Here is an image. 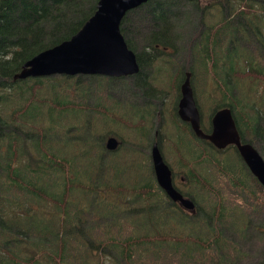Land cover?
Returning <instances> with one entry per match:
<instances>
[{
    "label": "trees",
    "instance_id": "obj_1",
    "mask_svg": "<svg viewBox=\"0 0 264 264\" xmlns=\"http://www.w3.org/2000/svg\"><path fill=\"white\" fill-rule=\"evenodd\" d=\"M42 1L0 0V264H51L56 249L54 245L57 244L58 234L64 225V229L69 231L71 237L76 235L75 231L77 234L93 233V224L86 231L79 229L82 228L78 226L81 219L77 217L76 211L79 202H75L72 206V198L69 199L68 205L67 201L62 203L59 213L62 215L63 212L64 215L75 220L77 218V226L69 222L67 218L65 223L61 222L59 225L52 220L58 210L56 206L52 208L51 204L61 190L58 185L62 186L63 184L60 183L65 182L67 178L66 169L71 158L59 157V153L54 149H51V152H42V148H47L44 146H47L51 139L57 138L56 132L60 123L56 122L58 126L53 130L55 137L49 141L44 139V134L48 132L46 122L39 124L38 129L34 131L30 129L32 135L28 131V128L33 126L30 120L36 109L30 100L40 86L54 90L52 88L54 77L29 76L17 79L14 74L36 52L75 33L94 12L97 0H48L41 3ZM148 1L150 0L145 2ZM200 1L204 0H189L196 4L198 11H201L203 6L205 11L214 7L218 9L219 16H222H218L214 23L207 26L208 31L205 35L209 39L210 33L213 35V32L218 29L215 33V35L220 34L219 43L215 46L217 55L214 54V50L211 51L210 47L203 49L206 57L203 67L214 72V79L221 83L220 87L224 96V101L221 102L223 104L218 103L216 107L231 108L243 139L252 143L257 140L264 143V116H261V114L264 115V53L258 51L260 47L264 52V0H244L247 5L238 6L239 12H237L242 20L235 22L227 16L229 13L226 6L233 7L234 1L241 3L242 0H205L202 7L199 5ZM162 4H167V0H157L152 5L153 9L161 11L155 17L156 19L163 18L165 14ZM126 13L121 21V30ZM163 23L166 21L164 20L159 28L151 29L149 37L143 44L144 49L141 52L135 51L139 70L132 73V78L138 80L136 93L140 94V104L137 106L146 110L144 112V110L135 109L134 111L133 109L134 118L138 119L139 123L152 106L148 100L160 99L163 90L177 91L179 82L185 77L183 68L191 71V81L195 82V84L192 83L193 88H195L194 85L200 86L196 84L194 76L197 74L191 70L189 61L190 55L193 54L196 55L195 60H198L201 65L200 49L196 48V51L191 52L193 45L201 44L194 43L190 48L188 43L190 39L187 40L186 36L191 30L184 31L182 37L177 40L175 34L181 31V27L170 26L173 21L165 27ZM229 32H238V34L229 35ZM243 36H247L245 41L251 42L252 47L239 41V38ZM125 39L128 46L132 48L135 42L132 39L129 41L127 36ZM183 41L184 45L181 46ZM146 48L150 51H146ZM170 49L173 51L172 55L176 52L181 54L183 50V56L175 55L173 73H171V64L165 65L168 78L163 84L158 85V90L152 81L153 78L147 77L143 68L146 69L149 60L154 62L158 51L169 54ZM161 57L160 59L167 64L164 60L167 57ZM232 76L236 77L237 81L229 82ZM67 79L68 77H65V80ZM206 80L209 81L207 87H210V81H214L213 78L207 76L203 81ZM239 82L246 86V89L240 87L241 92L257 91L260 95L257 100L259 108L239 101L240 98L234 88ZM70 86L78 88L85 85L74 81L72 77ZM216 87L217 92L219 86L216 85ZM24 89H26L25 92H23ZM76 89L73 92L69 91L71 98H55L56 102L62 105L75 103L72 94L77 95ZM12 92L14 94H11ZM81 95L84 99L85 92ZM143 96L145 99L142 100ZM55 100H53V106L56 105ZM142 104H145V107ZM173 114L175 115L174 111ZM173 126L179 130L178 136L168 137L173 155L181 160L189 156H197V160L207 158L206 166L212 170L211 174L205 172V175L202 174L205 170L199 171L197 168L191 170L193 173H187L189 180L202 189L199 198L195 197V212L171 201L155 182L154 177L146 176L144 182L139 181L129 185L126 180L124 183L129 188L124 189L126 186L117 171V168L121 169V167L112 159L114 156L105 161L99 157L98 165L101 169L98 170L96 166L95 176L98 175V179L92 180V184L94 188L101 186L104 191L103 189L99 192L95 191L93 204L89 210L93 207L94 212H98L103 220L101 224L103 230L98 231L93 241L85 240L86 252L100 247L102 253L119 264H167L166 261L169 264H196L197 261H204V264H238L239 258L245 256L239 250L240 245L233 242L224 232L226 230H230L229 233L236 232V236L240 238L248 234L247 227L251 216L258 214L259 211L255 206L257 202H264L262 190L264 186L250 172L244 161L233 163L226 161V158L216 159L217 154L219 156L222 152H229L228 148L232 147L237 152L234 146L218 148L208 139L196 136L189 126L183 125L175 117ZM206 127L208 128H203L209 131L210 126ZM63 139L68 140V136ZM155 140L159 146L157 138L153 139L151 145ZM182 144L186 145L189 154L182 150ZM262 148L264 151V146ZM38 158H42L41 162H38L39 166L32 167L30 161ZM55 166L58 169L59 179L53 184L49 178L53 177L54 170L51 167ZM24 168L25 171H23ZM103 169L107 171L104 172ZM38 184H42L39 190L36 187ZM110 185H116V188ZM136 190H139V193H136ZM41 191L46 193L44 201H40ZM182 192L189 194L184 190ZM201 195L209 202L205 206L198 204ZM82 198L84 197H80L79 200ZM137 199H143L138 211L129 215L123 213V205ZM26 201L31 202V205L27 206ZM34 208L39 210L38 214ZM114 211L116 214H112ZM109 216H111L110 223L107 225L106 218ZM125 220L129 227L123 225ZM227 223L228 225L236 223V229H225L224 226L227 228ZM112 226H122L125 232L112 233ZM261 227L264 228V225L258 224L255 230L262 231ZM60 243L65 244V242ZM39 252L42 255L39 256ZM212 257L214 260L210 259ZM70 260L61 255L59 261L57 263L55 261L54 264H71ZM257 264H264V256L258 260Z\"/></svg>",
    "mask_w": 264,
    "mask_h": 264
},
{
    "label": "rangeland",
    "instance_id": "obj_2",
    "mask_svg": "<svg viewBox=\"0 0 264 264\" xmlns=\"http://www.w3.org/2000/svg\"><path fill=\"white\" fill-rule=\"evenodd\" d=\"M46 1L48 0H43L41 3ZM156 1L157 0H150L129 9L123 21L121 31L124 35V38L127 36L129 41L132 39L135 42L133 45L135 48L134 52H139V50L141 52L142 49H144L143 44L145 39L149 37L151 29H156L157 27L159 28L164 20L166 23H163V27L169 25V23L172 21L173 23L170 24V26L178 25L181 27V31L175 34V36L178 38L177 40L182 37L184 31L191 30L190 34H187L186 36L187 40L190 39L188 42L189 47L191 48L194 43L196 44L199 42V44H201L193 45L191 50L192 52L193 50L196 51V48L200 49L199 61L201 62V65L199 64L198 60H195L196 55H190L189 61L191 70L197 74V76H194L196 84L200 85H194V96L201 113L202 126L208 128L206 126H210L209 123L211 114L213 112L212 110L218 108L219 106L216 107V105L218 103L223 104L221 102L224 101V96L220 87L221 83H218L216 79H214L215 74L213 71H208L206 67H203L206 60L205 52L203 51L204 48H212L211 51L213 52L214 50V54L217 55L215 46L219 43L218 41L220 40V34L215 35V33L218 31V29L213 32V35L210 33L209 37L211 38L209 39L205 35L208 31L207 26H209L210 23H214L215 19L219 16L218 9L213 7L210 10L205 11L203 6L205 0L199 2V5L201 7L203 6L201 11H198L196 9V4H194V2H189V0H167V4H162V9L165 11L163 18L158 17L156 19L155 17H157V14L161 13V11L159 12L152 8L153 3ZM240 2L241 3L234 1L233 7L226 6L227 13H229L227 16L233 22L242 20V17L237 15V12H239L238 6L242 4L247 5V2L244 0ZM230 13H232L234 16H232ZM230 34L237 35L238 32H229V35ZM246 37L247 36L239 38V41L246 46L249 45L252 47L251 42L248 43V41H245L247 39ZM249 38L251 39V37ZM184 41L182 42L181 46L184 45ZM146 51L150 50L146 48ZM258 51L262 54L264 53L260 47ZM168 52L169 54L163 51H158L157 56L154 58V62L149 60L146 69L145 67L143 68V71H146V76L153 78L152 81L158 90V85L160 86L163 84L168 78V72L166 71L165 65L171 64V73H173L176 56H183V50H181V54L179 52L177 54L176 52V56L172 55L173 51L171 49L168 50ZM161 56L168 58H164V60L167 61V64H165L160 59ZM145 57L148 58L147 55H145ZM182 71L184 72L185 69L183 68ZM52 76L54 77L52 80L54 82V86L52 87L54 90H51L46 86H40L35 90L33 99L30 100L34 103L36 109L30 120V123H32L33 126L29 127L28 131L29 133L30 129L31 131H34L35 129H38L39 124L46 122L48 132L44 134V139L49 141L51 138L55 137L53 130L56 126H58L57 123H60L56 132L57 138L51 139L47 146H44L47 148H42V152H51V149H54L57 153H59V157L71 158V161L69 162L66 169L67 178L65 182L62 181V183H60L63 184L62 186L58 185L61 190L57 193L56 198L51 204L52 208H55L56 206L58 210L57 215L54 216L52 220H54L57 225H59L61 222L65 223L68 220L77 226V218L75 220V218L67 217L63 214V212L62 215L59 213L62 203L67 201L66 204L68 205L69 199L72 198V206L75 202H79L76 209L77 217H80L81 219V222H79L78 226L82 228L79 229L86 231V229L90 228V226L93 224L92 230L94 234H87V232L86 234H77V231H75L76 235L71 237L69 235V231L64 229V225L58 234L59 240L57 241V244L54 245L56 246V249L54 251L51 264H54L55 261L57 263L61 255L65 256L66 259H71V264H119V262H116L112 258L107 257L104 253H102L100 247L98 249H94V251L91 252H86L85 248V240L88 242L93 241L96 238L95 236L97 235L98 231L100 232L101 229L103 230V226H101L103 220L99 217L98 212H94L93 207L92 210H89L90 206L93 204L95 191L99 192L100 189H103L101 186L94 188L92 184V180L95 181L98 179V175L95 176V173H97L95 172L96 166L98 170L101 169L100 165H98L99 157L105 161L106 159L112 158V156H114L112 159L118 163L119 167H121V169L117 168V171L123 183L126 182V180H128L127 185L139 181L144 182L146 176L154 177L150 150L151 142L153 139L157 138L159 140V148L161 153L172 170V179L175 183V186L181 191H187L189 193L187 196L194 198V202L195 197L199 198L202 189H199L197 184H194L189 180L187 173H193L191 170L194 168L199 169V171L205 170L204 173L202 172L204 175L205 172L206 174H211L212 170L206 166L208 160L207 158H204L203 160H197V156H189L188 158H182L181 160L175 157L171 151L168 137L174 138L175 136H178L179 131L173 126V118L175 117V119L183 123V125L189 126V123L187 124L184 120H182L177 113V102L180 95L178 86L176 88L177 91L172 89L169 92H166L163 90V94L160 99L148 100L152 106L149 107V111H147L148 113L142 119V122L139 123L138 119L134 118L135 114L133 113V109L134 111H136L135 109L144 110V112H146V110L137 106L140 104V94L136 93V83L138 84V80L136 78H132L133 75L114 77L111 75L108 76L91 73H77L72 75L58 73L45 77ZM207 76H211L214 80L210 81V87H207L209 83L208 80L203 81V79H205ZM65 77H68V79L65 80ZM72 77L74 81L82 82L85 86H79L78 88L71 87L70 82L72 81ZM107 81L109 82L106 83ZM181 81L179 82V85ZM228 81H237V78L232 76V78L230 77ZM191 83L195 84V82L192 81ZM237 84L234 88L235 93H237L238 97L240 98L239 101L244 102L243 104H251L255 108H259L260 106L257 104V100L259 99L260 95L257 94V91L254 92L256 93L254 96L252 95L254 93L249 92L248 90L241 92L239 90L240 87L241 89H246V86H244L242 82ZM216 85L219 86V91L217 92ZM75 89L77 95L72 94V99L75 103L62 105L56 102L55 98H71L69 91L73 92ZM260 90L262 89L260 88ZM25 91L26 89H24L23 92ZM82 92H85L84 99L81 95ZM11 94L14 93L12 92ZM136 94H138V97H136ZM249 94L250 96H248ZM143 99H145L144 96L142 100ZM53 100L56 102L55 106H53ZM144 105L145 104H142L143 107H145ZM50 108L51 110L49 111ZM173 111L175 112V115L173 114ZM261 116L264 115L261 114ZM70 127L73 128L69 130L68 128ZM109 132H113L115 136L122 140L121 145L112 152L106 151L104 146L106 134ZM30 135L32 134L30 133ZM65 136H68V140L63 139ZM188 136H190L189 133ZM188 141L189 139L187 138L186 142L188 143ZM253 144L264 157V151L262 148L264 143L258 142L257 140L254 141ZM181 148L186 154H189L185 144H182ZM228 150L229 152H222V154L219 156H217L218 154H215L216 159L222 160L226 158V161L229 160L233 163H242V158L239 156V154H237L236 151L233 150L232 147L228 148ZM42 158L30 161L31 166H39L38 162H41ZM51 169L54 170V175L51 179L49 178V180L54 184L56 181H58L59 174H57L58 169H56V166L51 167ZM23 171H25V168ZM103 171L106 172L107 169H103ZM127 185H124L126 186L124 189L129 188ZM110 186L112 188H116V185ZM137 186H139V184H137ZM36 187L37 190H39L42 188V184H38ZM262 190L264 191V187H262ZM136 193H139V190H136ZM39 195L41 196L40 201H44L46 195L45 191H41ZM82 196L84 198L79 200ZM142 200L143 199H137L136 201L126 202L123 205V213L127 215L136 213L138 211V207L142 206ZM208 203L209 202L204 199V196L201 195V199L198 200V204L205 206ZM26 204L29 206L31 205V202L26 201ZM255 207L259 209V211L258 214L255 211L256 214L251 216V221L248 223L249 226L247 227L248 234H246V236L240 238L236 236V232L229 233L230 230H226V232H224L226 236L233 240V242H236V244L240 245V252L245 254L244 257L239 258L238 264H257L258 260L264 256V228L261 227L262 231L255 230V226L258 224L260 226L264 225V202H257V206ZM14 208L17 210L16 207ZM34 209L38 214L39 210L37 208ZM113 213H115V211L112 212V214ZM59 214L61 216H59ZM127 215L125 216L127 217ZM172 216L174 217L175 215ZM65 218H67L66 221ZM109 218H111V216L106 218L107 225L110 223ZM122 221L123 217L121 216V224ZM123 225L125 227H129V224L126 220L123 222ZM226 225L227 228L223 225L225 229L236 227V223H233L232 225H228L227 223ZM113 232H125V230L122 226H114L112 233ZM45 235L46 234H44V236ZM60 242H65V244H61ZM108 247H110V245ZM40 255H42V253L39 252V256ZM84 258L85 261L82 262ZM210 259L214 260L213 257ZM174 261H177V259ZM166 263L169 264L167 261ZM195 263L204 264L205 262L197 261Z\"/></svg>",
    "mask_w": 264,
    "mask_h": 264
},
{
    "label": "water",
    "instance_id": "obj_3",
    "mask_svg": "<svg viewBox=\"0 0 264 264\" xmlns=\"http://www.w3.org/2000/svg\"><path fill=\"white\" fill-rule=\"evenodd\" d=\"M147 0H97L94 12L70 37L45 47L28 58L14 74L16 78L44 76L58 73H96L104 75H127L139 70L136 54L130 48L121 31L120 24L125 13ZM190 71H186L179 85L177 102L179 117L189 122L192 131L208 139L218 148L234 145L241 158L264 186V157L250 141L241 138L235 118L229 106L216 108L210 118V130L202 128L201 113L197 105ZM118 139L108 136L106 146L115 148ZM157 184L174 202L194 210L193 198L184 195L173 184L172 170L165 161L155 140L150 150Z\"/></svg>",
    "mask_w": 264,
    "mask_h": 264
},
{
    "label": "flooded vegetation",
    "instance_id": "obj_4",
    "mask_svg": "<svg viewBox=\"0 0 264 264\" xmlns=\"http://www.w3.org/2000/svg\"><path fill=\"white\" fill-rule=\"evenodd\" d=\"M186 71H187V70L185 69V72H186ZM185 72H184V73H185ZM129 75H132V74H127V75H124V76H129ZM108 76H109V75H108ZM112 76L117 77V76H122V75H112ZM185 122H186V123H189V122H187V121H185ZM110 135H113L115 138L118 139V145H117L115 148H108V147L106 146V140H107L108 136H110ZM121 142H122V140L119 139L117 136H115L113 132H109L108 134H106L105 141H104V146H105V148H106V151H110V152L114 151L115 149H117V148L121 145Z\"/></svg>",
    "mask_w": 264,
    "mask_h": 264
}]
</instances>
